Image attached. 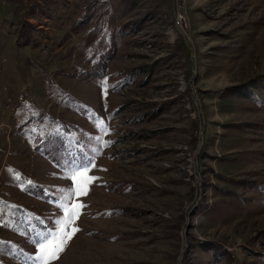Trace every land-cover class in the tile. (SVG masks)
<instances>
[{"label": "rangeland", "instance_id": "rangeland-1", "mask_svg": "<svg viewBox=\"0 0 264 264\" xmlns=\"http://www.w3.org/2000/svg\"><path fill=\"white\" fill-rule=\"evenodd\" d=\"M97 148L52 264H264V0H0V264Z\"/></svg>", "mask_w": 264, "mask_h": 264}, {"label": "snow or ice", "instance_id": "snow-or-ice-1", "mask_svg": "<svg viewBox=\"0 0 264 264\" xmlns=\"http://www.w3.org/2000/svg\"><path fill=\"white\" fill-rule=\"evenodd\" d=\"M97 126L103 133H107L108 129L103 120H98ZM95 139L100 148L111 143L103 141L102 136H97ZM100 148L95 149L94 154L86 162L69 170L66 178L71 179L73 184L61 190L60 198L57 201L62 208V216L53 230L38 234V238L34 240L37 251L28 257L33 264H52L59 259L71 239L80 231L76 221L83 214V209L87 207L80 198L88 195L90 186L98 179L89 173L96 167L95 155L99 153Z\"/></svg>", "mask_w": 264, "mask_h": 264}, {"label": "trees", "instance_id": "trees-1", "mask_svg": "<svg viewBox=\"0 0 264 264\" xmlns=\"http://www.w3.org/2000/svg\"><path fill=\"white\" fill-rule=\"evenodd\" d=\"M29 26H31V24H29ZM31 37H32V33L29 31V29H27L26 30V38L25 39H22L21 37H18V39H17V45L19 47H23V46L30 45L31 44ZM228 91H229V93L231 92V93H237V94H241L243 92L241 90H237V92H234L232 90V88H229ZM244 94H242V95H244Z\"/></svg>", "mask_w": 264, "mask_h": 264}, {"label": "built area", "instance_id": "built-area-1", "mask_svg": "<svg viewBox=\"0 0 264 264\" xmlns=\"http://www.w3.org/2000/svg\"><path fill=\"white\" fill-rule=\"evenodd\" d=\"M179 20H180V19H179ZM183 23H184V21H181V20H180V24H183Z\"/></svg>", "mask_w": 264, "mask_h": 264}]
</instances>
